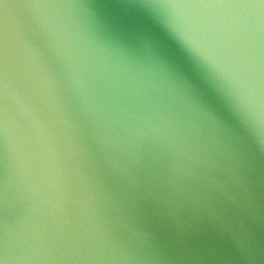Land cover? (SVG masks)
Wrapping results in <instances>:
<instances>
[{"label": "water", "instance_id": "obj_1", "mask_svg": "<svg viewBox=\"0 0 264 264\" xmlns=\"http://www.w3.org/2000/svg\"><path fill=\"white\" fill-rule=\"evenodd\" d=\"M253 49L264 0H0V264H264V132L217 62Z\"/></svg>", "mask_w": 264, "mask_h": 264}, {"label": "clouds", "instance_id": "obj_2", "mask_svg": "<svg viewBox=\"0 0 264 264\" xmlns=\"http://www.w3.org/2000/svg\"><path fill=\"white\" fill-rule=\"evenodd\" d=\"M190 42L199 45L195 36ZM210 57L214 54L209 50ZM225 77L235 88L241 105L246 110L258 131L264 132V58L253 49L240 64H232L217 60Z\"/></svg>", "mask_w": 264, "mask_h": 264}]
</instances>
